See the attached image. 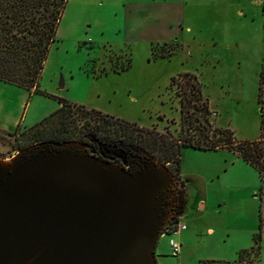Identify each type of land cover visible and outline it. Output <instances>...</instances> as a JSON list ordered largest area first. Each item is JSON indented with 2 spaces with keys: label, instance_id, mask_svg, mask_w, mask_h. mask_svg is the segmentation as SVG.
Returning a JSON list of instances; mask_svg holds the SVG:
<instances>
[{
  "label": "rangeland",
  "instance_id": "374dc122",
  "mask_svg": "<svg viewBox=\"0 0 264 264\" xmlns=\"http://www.w3.org/2000/svg\"><path fill=\"white\" fill-rule=\"evenodd\" d=\"M263 11L264 0H66L37 80L39 104L63 99L134 123L147 132L120 125L117 134L146 145L145 134L176 145L252 140L264 151V139H256L259 120L264 130ZM183 73L193 77L199 98L184 88ZM15 87L0 81L1 91ZM93 120L71 107L64 132L48 122L0 137V159L41 139L86 138ZM227 155L181 146L180 176L172 162L164 164L175 188L179 179L186 187V229L174 236L181 261L170 255L168 235L157 238V264H255L252 256L236 260L255 234L264 264V179Z\"/></svg>",
  "mask_w": 264,
  "mask_h": 264
},
{
  "label": "water",
  "instance_id": "95a60500",
  "mask_svg": "<svg viewBox=\"0 0 264 264\" xmlns=\"http://www.w3.org/2000/svg\"><path fill=\"white\" fill-rule=\"evenodd\" d=\"M174 188L148 156L129 171L74 140L19 149L0 159V264H156L155 242L179 206Z\"/></svg>",
  "mask_w": 264,
  "mask_h": 264
},
{
  "label": "trees",
  "instance_id": "16d2710c",
  "mask_svg": "<svg viewBox=\"0 0 264 264\" xmlns=\"http://www.w3.org/2000/svg\"><path fill=\"white\" fill-rule=\"evenodd\" d=\"M65 2L66 0H0V81L25 90L33 89L39 92L37 89V80L47 50L54 41L56 26L61 17ZM126 68L121 67L119 71H124ZM115 71L117 72L118 70L116 69ZM179 77H187L184 80V88L188 86L191 94L199 98L200 95L197 85L194 81L193 83L191 82L193 77L187 73L178 75ZM57 102L59 106L55 110L26 130L34 129L41 123L56 122L59 124L57 128L58 133L64 132L63 125L65 118L70 108L74 107L81 109L82 112L84 111L85 114H89L91 117L94 116L93 123L88 125V133L90 134H86V136L92 138L98 144V152L103 157L123 156L129 162L132 156L135 159L148 156L163 165L172 162L176 173L178 172L179 149L181 146L202 150H210L223 146L236 152L243 161L251 165L258 172L259 176L264 179V159L260 160V157L264 156V151L260 148H252V144L256 143L254 141L245 143L243 141L234 142L233 139H227L219 144L217 139V141L211 142L209 146H200L189 142L176 145L174 143L176 142L175 140L167 141L164 139H156L145 134L143 137L144 140L150 143L146 145L147 142L142 144L137 140H132L130 135L120 137L117 134L116 129L120 125L126 132L133 130L143 133L147 132L144 128L137 127L134 123H129L128 121L93 109L85 110L83 108L84 106L63 99H57ZM95 123L96 125H93ZM258 128L259 139H264L261 120H259ZM225 133L228 137L231 135L230 132L225 131ZM79 139L82 138L63 135L50 139H41L35 143L46 141L62 142ZM35 143L22 146L21 149ZM238 145L240 147H237ZM174 189L176 190V188ZM258 239L259 235L255 234L253 236V244L247 249L240 250L237 253L236 260L244 262L243 258L252 256L256 258L255 264H258ZM213 262L212 260H205L198 262V264H212Z\"/></svg>",
  "mask_w": 264,
  "mask_h": 264
},
{
  "label": "crops",
  "instance_id": "0c3cea01",
  "mask_svg": "<svg viewBox=\"0 0 264 264\" xmlns=\"http://www.w3.org/2000/svg\"><path fill=\"white\" fill-rule=\"evenodd\" d=\"M264 12V11H263ZM19 91H11V92H5L0 90V137L8 136L11 137L12 133L22 132L26 130L27 128L33 126L36 124L40 119L48 115L50 112L55 110L59 103L56 101V103H51V105H40L39 101L37 99V92L33 89L25 90L23 88L15 87ZM87 108V107H86ZM90 109V108H87ZM259 138V128H258V136L256 139ZM254 139V140H256ZM246 141V140H244ZM252 141V140H249ZM196 149V148H194ZM224 149L230 152L231 155H227V161L230 162V164H237L238 162H241L245 166H250L247 162L243 161L236 152L232 151L231 149L227 147H216L213 150H219ZM201 151H209V150H202ZM211 150V149H210ZM229 154V153H227ZM225 158V157H224ZM253 168V167H252ZM254 169V168H253ZM255 170V169H254ZM256 171V170H255ZM257 172V171H256ZM179 175V166H178V172L177 177ZM180 176V175H179ZM178 179V178H177ZM181 181V186L178 189V196H179V211L176 215V220L183 223L185 226V223L181 221L180 215L184 212V206L186 202V195L185 190L186 187ZM201 180L203 183H205V178L201 177ZM197 205L200 209L206 207V202L201 199L197 200ZM186 229V226L183 230ZM207 232H211L210 228L206 229ZM181 233V231L178 233V235ZM164 236V235H162ZM159 237V236H158ZM157 242V240H156ZM155 242V246H156ZM155 246H154V259L156 264L158 263L157 255L155 252ZM179 254V255H178ZM177 254V257H179L178 261H181V248H179V252ZM165 256V255H164ZM235 260V259H234ZM213 261V260H212ZM215 261V260H214ZM223 262V261H221Z\"/></svg>",
  "mask_w": 264,
  "mask_h": 264
},
{
  "label": "flooded vegetation",
  "instance_id": "af4514ba",
  "mask_svg": "<svg viewBox=\"0 0 264 264\" xmlns=\"http://www.w3.org/2000/svg\"><path fill=\"white\" fill-rule=\"evenodd\" d=\"M74 141H76V140H74ZM79 142H81L85 145V151L88 154L94 155L98 158H102V159L109 161L111 163H114V164L123 165V167L126 170L133 171V170L138 169L140 166L141 159L140 158L135 159L134 156H132V159L129 160V162H127L123 156H115V157L114 156H106V157H103V155L98 152V144L92 138H88V137L84 138L83 137L82 139H79ZM53 149L56 151H61V152H77L79 150L77 148H71V147H68L65 145L53 147ZM176 191L178 192L179 190L176 189ZM178 211H179V206L177 209V213H178ZM176 214H174V213L170 214V216H169L170 220L167 222V224H170L176 218Z\"/></svg>",
  "mask_w": 264,
  "mask_h": 264
},
{
  "label": "built area",
  "instance_id": "2783aa9c",
  "mask_svg": "<svg viewBox=\"0 0 264 264\" xmlns=\"http://www.w3.org/2000/svg\"><path fill=\"white\" fill-rule=\"evenodd\" d=\"M184 227L185 226L183 223L175 219L170 224H167L162 229V233L159 235V236L168 235L167 245H168L169 253L172 256H176L180 248V244L174 239V236L178 235V233L182 231Z\"/></svg>",
  "mask_w": 264,
  "mask_h": 264
}]
</instances>
